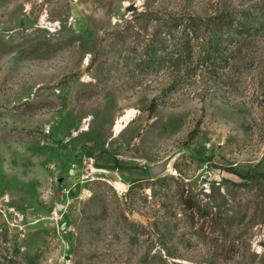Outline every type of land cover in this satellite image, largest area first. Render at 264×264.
<instances>
[{"label":"rangeland","instance_id":"rangeland-1","mask_svg":"<svg viewBox=\"0 0 264 264\" xmlns=\"http://www.w3.org/2000/svg\"><path fill=\"white\" fill-rule=\"evenodd\" d=\"M0 264H264V0H0Z\"/></svg>","mask_w":264,"mask_h":264},{"label":"water","instance_id":"water-1","mask_svg":"<svg viewBox=\"0 0 264 264\" xmlns=\"http://www.w3.org/2000/svg\"><path fill=\"white\" fill-rule=\"evenodd\" d=\"M163 171H165V165L164 164H159L155 165L150 168V173L152 176H157L161 174Z\"/></svg>","mask_w":264,"mask_h":264},{"label":"bare ground","instance_id":"bare-ground-1","mask_svg":"<svg viewBox=\"0 0 264 264\" xmlns=\"http://www.w3.org/2000/svg\"><path fill=\"white\" fill-rule=\"evenodd\" d=\"M165 170H166V171L168 170V166L165 167Z\"/></svg>","mask_w":264,"mask_h":264}]
</instances>
